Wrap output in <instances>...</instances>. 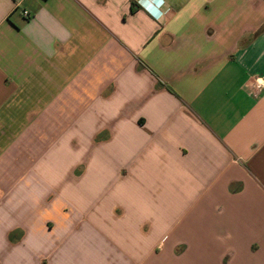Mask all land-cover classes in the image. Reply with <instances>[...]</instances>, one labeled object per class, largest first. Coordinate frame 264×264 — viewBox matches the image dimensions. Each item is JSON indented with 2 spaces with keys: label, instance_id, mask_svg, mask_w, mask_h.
Masks as SVG:
<instances>
[{
  "label": "crops",
  "instance_id": "1",
  "mask_svg": "<svg viewBox=\"0 0 264 264\" xmlns=\"http://www.w3.org/2000/svg\"><path fill=\"white\" fill-rule=\"evenodd\" d=\"M0 264H264V0H0Z\"/></svg>",
  "mask_w": 264,
  "mask_h": 264
},
{
  "label": "built area",
  "instance_id": "2",
  "mask_svg": "<svg viewBox=\"0 0 264 264\" xmlns=\"http://www.w3.org/2000/svg\"><path fill=\"white\" fill-rule=\"evenodd\" d=\"M25 15H28V12L27 11H25Z\"/></svg>",
  "mask_w": 264,
  "mask_h": 264
}]
</instances>
